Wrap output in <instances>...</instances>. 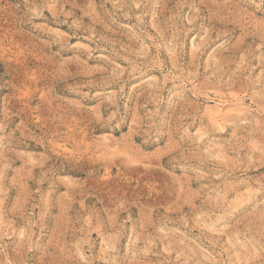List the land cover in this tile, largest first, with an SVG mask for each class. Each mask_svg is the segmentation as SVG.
Listing matches in <instances>:
<instances>
[{"label":"rangeland","instance_id":"rangeland-1","mask_svg":"<svg viewBox=\"0 0 264 264\" xmlns=\"http://www.w3.org/2000/svg\"><path fill=\"white\" fill-rule=\"evenodd\" d=\"M0 264H264V5L0 0Z\"/></svg>","mask_w":264,"mask_h":264},{"label":"clouds","instance_id":"clouds-1","mask_svg":"<svg viewBox=\"0 0 264 264\" xmlns=\"http://www.w3.org/2000/svg\"><path fill=\"white\" fill-rule=\"evenodd\" d=\"M245 2L249 5H255L259 7L260 5H264V0H259V4H257V0H245ZM68 140L66 142H70L73 145L74 153L67 159L70 163L80 164V163H88L91 159L95 158V154L97 152H101L102 149L106 150L108 145L104 144L103 140H92L91 144H86L85 141L80 136V131L73 127L67 134ZM147 143V141H145ZM113 164H120L123 166L125 161L123 159L114 158L107 159L104 162V166H112Z\"/></svg>","mask_w":264,"mask_h":264},{"label":"bare ground","instance_id":"bare-ground-1","mask_svg":"<svg viewBox=\"0 0 264 264\" xmlns=\"http://www.w3.org/2000/svg\"><path fill=\"white\" fill-rule=\"evenodd\" d=\"M225 101H226V100H225ZM225 101H224V102H225Z\"/></svg>","mask_w":264,"mask_h":264}]
</instances>
